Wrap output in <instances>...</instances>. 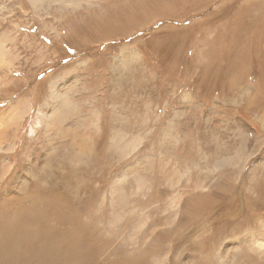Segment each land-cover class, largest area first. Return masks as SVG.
Returning <instances> with one entry per match:
<instances>
[{"label":"rangeland","instance_id":"1","mask_svg":"<svg viewBox=\"0 0 264 264\" xmlns=\"http://www.w3.org/2000/svg\"><path fill=\"white\" fill-rule=\"evenodd\" d=\"M0 40V264H264V0H0Z\"/></svg>","mask_w":264,"mask_h":264},{"label":"bare ground","instance_id":"2","mask_svg":"<svg viewBox=\"0 0 264 264\" xmlns=\"http://www.w3.org/2000/svg\"><path fill=\"white\" fill-rule=\"evenodd\" d=\"M1 40H0V67H4L5 65H7L9 63L6 62V59H5V51L3 50V46L1 45ZM13 64V63H12ZM64 102V101H63ZM3 119V118H2ZM37 125V124H36ZM36 129H33L32 128V132L35 131ZM54 189V188H53ZM34 208V207H33ZM69 212V211H68ZM37 213V212H36ZM38 215V214H37ZM40 216V215H39ZM8 227V226H7ZM17 242V241H16ZM259 242V241H258ZM22 243V241H21ZM9 244V243H8ZM262 244V243H261ZM23 245V244H22ZM73 249V248H72ZM70 254V252H68ZM2 254V253H1ZM72 255V254H71ZM74 255V254H73ZM194 260V259H193ZM222 260V259H221ZM6 261V260H5ZM51 262V261H50Z\"/></svg>","mask_w":264,"mask_h":264}]
</instances>
